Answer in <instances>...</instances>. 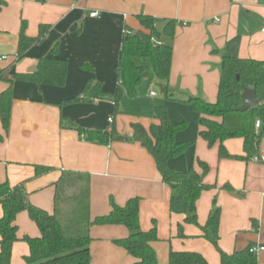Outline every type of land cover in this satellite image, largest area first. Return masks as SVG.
<instances>
[{
    "label": "crops",
    "instance_id": "1",
    "mask_svg": "<svg viewBox=\"0 0 264 264\" xmlns=\"http://www.w3.org/2000/svg\"><path fill=\"white\" fill-rule=\"evenodd\" d=\"M0 68H7L0 81V93L15 73H32L42 58L66 62L62 86L14 80L9 125L0 121V182L21 185L28 201L48 212L53 209L57 181L65 172L80 173L89 179L90 218L111 210L110 200L123 206L139 199V226L156 228L152 243L159 264H167L169 251L200 253L208 264H220L219 253L199 226L183 224L184 216L169 211L170 187L161 179L154 160L134 140L101 145L86 139L70 125L88 130H110L131 137V124L146 129L157 123L154 107L163 105L173 122L187 121L175 134L183 142L195 139L192 147L169 160L177 171L193 167L209 185L196 202L197 221L204 226L213 207L220 210L218 246L226 252L247 245L264 248V162L219 158V144L208 146L199 135L189 98L215 102L224 56L264 61V0H0ZM96 13L95 16H91ZM138 15L156 19L161 31L165 20L176 22L174 36L162 41L171 46L169 77L161 82L146 59V66L134 96H122L115 111L110 94L121 82L117 78L118 54L126 29L134 34L147 32ZM48 25L38 43L16 60L21 28L28 37ZM5 56L4 59L2 57ZM100 83L107 94L83 98L87 81ZM164 85L167 98L161 91ZM155 92L152 96L150 93ZM85 96V95H84ZM78 98V100L70 101ZM112 121L109 122L108 119ZM262 129V123L256 132ZM232 155H242V139L223 142ZM264 155V128L258 155ZM203 162L207 170L199 165ZM52 169L35 174V166ZM2 214L0 206V215ZM17 236L11 264H25L29 247L23 236L38 237L39 230L26 212L15 219ZM183 224V237L178 225ZM91 264H130L133 259L113 240L127 236L122 225H93ZM264 264V249L256 254Z\"/></svg>",
    "mask_w": 264,
    "mask_h": 264
},
{
    "label": "trees",
    "instance_id": "2",
    "mask_svg": "<svg viewBox=\"0 0 264 264\" xmlns=\"http://www.w3.org/2000/svg\"><path fill=\"white\" fill-rule=\"evenodd\" d=\"M3 2L0 1V7ZM140 25L147 31L135 36L126 29L118 54L117 78L121 82L110 94L114 101L115 111L124 93L128 96L136 94V88L143 78L145 65L138 64L136 59L149 61L155 76L161 82L169 77L171 64V46L162 41L172 38L176 22L165 20L161 31L156 28V19L148 15H138ZM48 28L40 25L35 37H28L21 28L16 60L23 57L26 50L39 42ZM7 68H0V81L6 80ZM66 62L55 58H42L32 73H15L7 80L8 87L0 93V121L6 131L9 125L12 90L14 80L62 86L65 83ZM163 94L169 98L164 85ZM254 86L255 97L259 105L246 111L235 110L241 104L243 88ZM83 98H102L107 96L101 90L100 83L92 85V78L87 81ZM78 100V98L70 101ZM189 104L195 114V123L201 136L208 144H219V158L249 160L258 155V145L264 128V61L241 59L224 56L220 64V80L215 102H207L201 98H189ZM153 118L157 123L148 129L140 123L131 124L132 134L128 137L116 131L88 130L75 125L71 128L84 134L89 141L101 145L112 142L134 140L143 146L154 160L161 179L170 187L169 211L184 216L183 224L199 226L202 237L207 239L218 251L220 264H257L256 255L249 251L252 244L242 250L226 253L218 246V227L220 210L213 202L206 224L200 226L196 215V202L203 190L209 188L199 173L190 167L187 171H177L169 165V160L180 155L195 143L175 140V134L186 127L187 121L173 122L167 115L163 105L154 107ZM259 119L262 129L255 131L254 122ZM242 139V155L230 154L223 145L227 139ZM2 139L0 135V140ZM203 170L207 165L199 162ZM52 168L35 166V174L41 175ZM53 209L51 212L33 206L27 199L21 185L11 186L0 182V264H11L13 244L19 240L15 219L20 212H26L38 230V237L23 236L22 241L29 247L27 255L22 257L25 264H91V237L89 230L93 225H122L128 234L113 243L123 248L132 257L130 264H159L152 243L157 240L156 228L147 231L139 226V199L131 198L123 206L109 201L111 210L101 216L90 218L89 179L84 174L65 172L57 181ZM183 224L178 225V236L183 237ZM167 264H208L206 259L194 251H169Z\"/></svg>",
    "mask_w": 264,
    "mask_h": 264
},
{
    "label": "water",
    "instance_id": "3",
    "mask_svg": "<svg viewBox=\"0 0 264 264\" xmlns=\"http://www.w3.org/2000/svg\"><path fill=\"white\" fill-rule=\"evenodd\" d=\"M135 36H140V33H136ZM259 105V100L255 97L254 86L250 88H243L241 93V104L235 108L237 111H246L253 109Z\"/></svg>",
    "mask_w": 264,
    "mask_h": 264
},
{
    "label": "built area",
    "instance_id": "4",
    "mask_svg": "<svg viewBox=\"0 0 264 264\" xmlns=\"http://www.w3.org/2000/svg\"><path fill=\"white\" fill-rule=\"evenodd\" d=\"M95 15H96V13H92V14H91V16H95ZM261 31L264 32V27H262ZM124 33H125V32H124ZM4 58H5V56L2 57V59H4ZM150 94H151L152 96H154V95H155V92L152 91ZM108 121L111 122L112 119L109 118ZM260 126H261V121H260L259 119H256L255 122H254V128H255V131L259 130ZM252 160H254V161H258V162H259V161L264 162V155L253 156V157H252ZM263 249H264L263 247L252 246V247H250L249 251H250L251 253H254V254L256 255L257 252H259V251H261V250H263Z\"/></svg>",
    "mask_w": 264,
    "mask_h": 264
}]
</instances>
